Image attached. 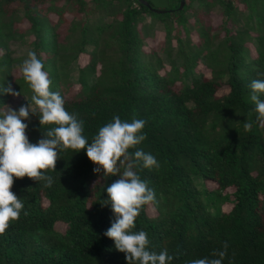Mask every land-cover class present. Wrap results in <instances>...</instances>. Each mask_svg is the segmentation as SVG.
Masks as SVG:
<instances>
[{
  "label": "trees",
  "instance_id": "1",
  "mask_svg": "<svg viewBox=\"0 0 264 264\" xmlns=\"http://www.w3.org/2000/svg\"><path fill=\"white\" fill-rule=\"evenodd\" d=\"M169 2L0 0V87L18 93L0 91V118L31 105L32 143L57 126L41 125L22 72L34 51L89 143L117 115L146 121L129 152L159 164L135 169L156 193L133 229L149 251L188 264L227 242L223 264H264V127L251 101L252 81L264 80V0ZM77 151L59 150L51 187L14 177L24 209L0 234V264H128L105 235L116 219L106 188L119 174L94 172Z\"/></svg>",
  "mask_w": 264,
  "mask_h": 264
},
{
  "label": "clouds",
  "instance_id": "2",
  "mask_svg": "<svg viewBox=\"0 0 264 264\" xmlns=\"http://www.w3.org/2000/svg\"><path fill=\"white\" fill-rule=\"evenodd\" d=\"M43 69L44 64L37 54L29 52L23 62L22 72L35 93L32 101L39 108L40 123L57 126L44 133V138L37 143H32L26 134L28 125L24 123V119L30 117V111L35 114L31 105L21 106L18 111L10 109L0 118V234L6 231L12 221L20 218L24 209V203L12 191L14 177L27 176L38 182L45 181V186L51 187L54 178L45 173L49 169H56L59 150L71 148L80 151L86 148L87 157L99 165L94 172L103 170L105 176L119 174V179L106 188L109 199L103 204L111 203L116 219L105 235L114 240L117 250L126 254L128 264H169L173 256L167 250L158 254L149 251L147 233L143 230L133 231L142 207L156 198L155 190L149 188L135 170L141 161L144 168L159 167L156 158L143 150L129 152L130 148L146 139L147 134H141L146 121H122L117 115L112 122L101 127L89 143L83 135V121L65 109V101L58 92L50 90L52 82ZM251 88V101L258 113L257 120L264 127V100L258 95L264 93V80L252 81ZM0 91L18 95L10 83L0 87ZM245 127L251 128V124L246 123ZM120 166L124 168L122 174ZM24 214L27 215V212ZM227 247L225 242L224 251L212 253L214 258L195 259L188 264H223Z\"/></svg>",
  "mask_w": 264,
  "mask_h": 264
},
{
  "label": "water",
  "instance_id": "3",
  "mask_svg": "<svg viewBox=\"0 0 264 264\" xmlns=\"http://www.w3.org/2000/svg\"><path fill=\"white\" fill-rule=\"evenodd\" d=\"M143 2L147 5H149L150 3L153 4L158 10V11H163L165 9H167L170 5L169 0H143ZM185 0H181L180 3V8H182L184 6Z\"/></svg>",
  "mask_w": 264,
  "mask_h": 264
},
{
  "label": "rangeland",
  "instance_id": "4",
  "mask_svg": "<svg viewBox=\"0 0 264 264\" xmlns=\"http://www.w3.org/2000/svg\"><path fill=\"white\" fill-rule=\"evenodd\" d=\"M67 16H69L68 18H70L71 17V15L68 13L67 14ZM211 17H212V19L215 21V23H218L219 21H220V18H221V16L220 15H217V14H215V13H211ZM52 18H55V15H52ZM157 36L155 37V38H150V39H147L148 41H149V43H157L158 42V40H161V38H162V32H157ZM193 36H194V38H195V35L193 34ZM18 48L20 49V47L18 46ZM17 48V49H18ZM84 59V57H81V60H83ZM209 185H211L212 186V184H209ZM61 227H62V225H61Z\"/></svg>",
  "mask_w": 264,
  "mask_h": 264
}]
</instances>
